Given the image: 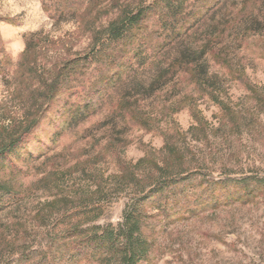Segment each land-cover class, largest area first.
<instances>
[{"label": "rangeland", "instance_id": "rangeland-1", "mask_svg": "<svg viewBox=\"0 0 264 264\" xmlns=\"http://www.w3.org/2000/svg\"><path fill=\"white\" fill-rule=\"evenodd\" d=\"M130 2L83 0L77 16L53 19L51 0H0V49L8 58V65L0 67V126L23 120L26 112L19 109L18 96L34 85L23 82L28 64L35 62L37 69L50 74L63 61L90 54L118 15L119 4ZM241 4L242 0H229L182 45L200 43L213 27L222 28L224 21L225 27ZM95 11L100 15L99 33L91 36L85 31V21H92ZM242 29L240 25L229 36H220V41L247 86L207 60L208 75L216 82L213 95L221 105L179 79L146 99L130 96L138 100L129 102L131 109L149 121L150 129L114 118L112 111L126 93L135 92L137 83L146 89L167 67L177 54L174 47L147 55L136 83L110 91L100 111L64 132L52 148L46 142L49 150L24 165L28 174L20 202L0 211V264H13L22 252L45 249L51 236L71 228L120 223L138 195L122 187L116 177L125 165L138 166L137 174H145L141 169L146 163H139L148 159V153L160 163L165 154L164 134L176 138L185 159L192 161L187 183L192 194V185L201 177L264 180V35L248 37L240 48ZM19 61L23 69L16 76ZM95 74L92 69L85 72L78 94ZM54 106L37 129L44 141L59 122L52 116ZM227 113L234 114L237 122ZM59 199L70 204L46 209L47 203ZM149 236L153 243L146 264H264V192L243 204L207 210L173 224L161 222Z\"/></svg>", "mask_w": 264, "mask_h": 264}, {"label": "trees", "instance_id": "trees-1", "mask_svg": "<svg viewBox=\"0 0 264 264\" xmlns=\"http://www.w3.org/2000/svg\"><path fill=\"white\" fill-rule=\"evenodd\" d=\"M51 1L54 2L53 19L69 15L75 17L84 7L83 0ZM228 1L153 0L148 3V0H131L130 3L119 4L122 6L118 15L104 29L100 45L93 48L90 54L63 61L50 74L37 69L35 62L28 64L25 70L27 79L24 78L23 82H34V85L18 96L19 109L26 112L23 120H13L7 126H0V211L20 202L24 179L28 174L25 166L43 156L64 132L100 111L110 91L136 83L147 55H159L177 47L175 57L157 73L146 89L137 83V90L126 93L123 101L113 109L114 118L127 120L130 125L151 128L148 120L131 109L130 96L146 99L179 79H185L198 93L206 94L220 104L213 95L217 88L216 82L208 75V59L247 86L240 71L233 69L220 36H229L242 25L239 41L242 48L248 37L264 35V0H242L235 18L227 21L225 27L224 21L222 28L213 27L214 31L202 38L200 43L182 45ZM117 4L118 1L114 7ZM98 14L95 11L92 21H85V31L91 36L99 33L96 29ZM0 55V67L4 68L8 65V58L2 48ZM19 63L14 72L16 76L23 69V64ZM89 69L96 74L88 87L78 94L85 72ZM248 90L253 92L250 87ZM54 104L52 116L57 117L59 122L54 125L49 140L44 141L37 129L43 125L49 108ZM228 115L237 122L234 114ZM54 118L50 120L52 123L56 121ZM231 123L234 124V121ZM163 137L165 154L160 163L148 153V159L139 163H146L141 169L145 174H137L140 170L138 166L130 169L125 165L120 177H116L122 187L131 188L138 195L120 223L116 226L71 228L51 236L45 249L20 253L13 264H146L150 260L153 243L149 234L161 222L173 224L207 210L243 204L264 192V180L261 179L234 180L226 177L212 180L201 177L196 185H192V194L187 185L192 177V161L185 159L176 138L166 134ZM46 142L49 148L45 147ZM58 204L67 206L70 201H51L46 209Z\"/></svg>", "mask_w": 264, "mask_h": 264}]
</instances>
